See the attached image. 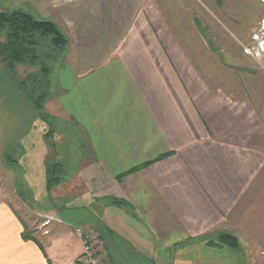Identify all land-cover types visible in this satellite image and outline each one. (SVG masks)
Segmentation results:
<instances>
[{
    "label": "crops",
    "instance_id": "1",
    "mask_svg": "<svg viewBox=\"0 0 264 264\" xmlns=\"http://www.w3.org/2000/svg\"><path fill=\"white\" fill-rule=\"evenodd\" d=\"M14 2L67 35L48 0ZM73 5L59 11L72 27L50 78L49 133L0 82V185L16 192H0V264H81L76 228L104 264H264L259 101L212 87L143 13Z\"/></svg>",
    "mask_w": 264,
    "mask_h": 264
},
{
    "label": "rangeland",
    "instance_id": "2",
    "mask_svg": "<svg viewBox=\"0 0 264 264\" xmlns=\"http://www.w3.org/2000/svg\"><path fill=\"white\" fill-rule=\"evenodd\" d=\"M74 1L76 0H48V5L54 6L56 10L54 20L58 24L64 23V26H61L66 28V36L69 40L72 25L63 19L59 11L71 5L74 6ZM78 1L89 5H96L103 1H110V5L125 4L130 9L132 18L138 13H143L146 20L153 22L159 32L172 38L178 45L179 53L184 60L194 66L200 76L212 87H224L234 96H252L259 101L260 109L264 110V51H261L259 47L260 42L264 43V0ZM14 3V0H0V11L21 8L28 12L29 6L26 4L16 6ZM3 37L4 35L0 33V40H3ZM61 56L62 53L54 62H49L51 67L49 80ZM36 71H38V65L35 64L19 63L12 70L0 60V82L9 79L10 83L22 92L25 91L23 89L26 86L20 82ZM50 95L49 81V96L45 102ZM45 102L41 111L48 117ZM48 119L43 121L48 124ZM50 128L49 124L48 127L46 125L48 133ZM11 159H13L11 156H7V163H11ZM50 160L48 159V162ZM49 172L50 169H47V180L50 178ZM54 172L57 174L58 170ZM71 172L70 167L68 173ZM23 188L20 186L21 190ZM6 191L16 193L7 182L3 186L0 185V192ZM68 191L66 190L65 193ZM25 196L21 195L22 198ZM24 202L26 203V200Z\"/></svg>",
    "mask_w": 264,
    "mask_h": 264
},
{
    "label": "trees",
    "instance_id": "3",
    "mask_svg": "<svg viewBox=\"0 0 264 264\" xmlns=\"http://www.w3.org/2000/svg\"><path fill=\"white\" fill-rule=\"evenodd\" d=\"M0 60L6 67L14 70L19 63L38 65V71L31 73L20 82L24 84V93L44 121L48 117L41 111L49 96V62H54L63 52L68 38L58 29L54 22L37 19L33 14L16 8L0 11ZM19 86V85H18ZM20 88V87H19ZM54 170H58L56 174ZM59 168H50L48 186L59 182ZM221 240L234 246L235 238L222 235Z\"/></svg>",
    "mask_w": 264,
    "mask_h": 264
},
{
    "label": "built area",
    "instance_id": "4",
    "mask_svg": "<svg viewBox=\"0 0 264 264\" xmlns=\"http://www.w3.org/2000/svg\"><path fill=\"white\" fill-rule=\"evenodd\" d=\"M259 47L261 51H264V43L260 42ZM48 224V220L42 223V226ZM46 231H44L45 233ZM75 232L78 234L81 240V253L78 260L81 264H104L100 253L94 246L90 234L83 228H76Z\"/></svg>",
    "mask_w": 264,
    "mask_h": 264
},
{
    "label": "bare ground",
    "instance_id": "5",
    "mask_svg": "<svg viewBox=\"0 0 264 264\" xmlns=\"http://www.w3.org/2000/svg\"><path fill=\"white\" fill-rule=\"evenodd\" d=\"M263 29H264V27H263Z\"/></svg>",
    "mask_w": 264,
    "mask_h": 264
}]
</instances>
